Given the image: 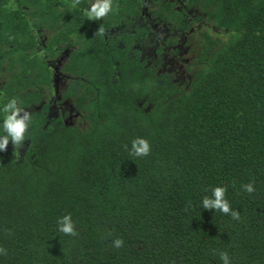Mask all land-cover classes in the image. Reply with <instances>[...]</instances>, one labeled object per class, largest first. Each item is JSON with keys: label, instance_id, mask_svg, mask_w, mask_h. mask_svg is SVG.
<instances>
[{"label": "trees", "instance_id": "trees-1", "mask_svg": "<svg viewBox=\"0 0 264 264\" xmlns=\"http://www.w3.org/2000/svg\"><path fill=\"white\" fill-rule=\"evenodd\" d=\"M86 1L0 0V109L49 86L41 27L47 49L74 37L66 67L85 99L83 127L32 110L22 154L0 152V264H264V0H203L219 30L186 88L109 50ZM116 1L108 14L133 3ZM138 137L148 156L131 154ZM218 186L239 220L203 209ZM68 214L77 236L58 230Z\"/></svg>", "mask_w": 264, "mask_h": 264}, {"label": "flooded vegetation", "instance_id": "flooded-vegetation-1", "mask_svg": "<svg viewBox=\"0 0 264 264\" xmlns=\"http://www.w3.org/2000/svg\"><path fill=\"white\" fill-rule=\"evenodd\" d=\"M132 1L131 8L124 6L121 12L97 20L104 30L100 35L107 48L123 49L132 63L140 62L144 70L154 74L166 73L178 88H186L191 73L199 65L204 35L214 38L219 30L207 18L208 8L203 0ZM92 2L94 0H87L84 9ZM116 2L112 0V4L116 5ZM123 4H127L125 0ZM51 31L46 27L35 31L41 58L47 65L49 86H40L41 96L37 102L20 107L28 112L40 111L45 123L53 120L55 124L83 127L85 99L77 102L83 91L79 85L83 77L66 67L69 53L77 44L74 37H70L47 49L46 40ZM73 80L76 83H72ZM22 151L19 149L18 154Z\"/></svg>", "mask_w": 264, "mask_h": 264}, {"label": "clouds", "instance_id": "clouds-1", "mask_svg": "<svg viewBox=\"0 0 264 264\" xmlns=\"http://www.w3.org/2000/svg\"><path fill=\"white\" fill-rule=\"evenodd\" d=\"M80 4V0H73L70 5L72 8H76ZM6 8L11 10L16 9V4L13 0H9V3L5 5ZM112 11V0H94L90 7L84 10V14L90 21L101 20ZM103 28L98 29V34H103ZM5 114L2 123V129L5 133L0 135V152L7 151V146L9 141L13 145L14 150L19 152L22 148L23 142L25 141L26 133L28 131L29 124L31 122V114L25 111L23 108L19 107L17 100L12 98L8 100L0 109ZM127 149V145H125ZM151 153V145L148 140L144 138H136L131 143V154L137 157H145ZM244 191L248 193H253L255 191L254 185L248 183L243 185ZM227 188L225 187H215L212 189V196H205L202 200L203 209L215 210L222 212L225 215H230L233 219L239 220L240 214L231 208L228 200L225 198ZM59 231L65 235L77 236L78 233L75 230V225L72 222L71 215L63 216L59 221ZM124 241L121 238H117L113 241V246L115 248L123 247ZM0 254H6V250L0 248ZM220 259L223 264H230L229 256L227 252L219 253Z\"/></svg>", "mask_w": 264, "mask_h": 264}]
</instances>
